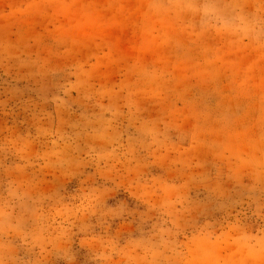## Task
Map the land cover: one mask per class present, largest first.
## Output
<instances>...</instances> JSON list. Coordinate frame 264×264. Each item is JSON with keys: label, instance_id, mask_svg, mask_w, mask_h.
Segmentation results:
<instances>
[{"label": "rangeland", "instance_id": "rangeland-1", "mask_svg": "<svg viewBox=\"0 0 264 264\" xmlns=\"http://www.w3.org/2000/svg\"><path fill=\"white\" fill-rule=\"evenodd\" d=\"M0 264H264V0H0Z\"/></svg>", "mask_w": 264, "mask_h": 264}]
</instances>
